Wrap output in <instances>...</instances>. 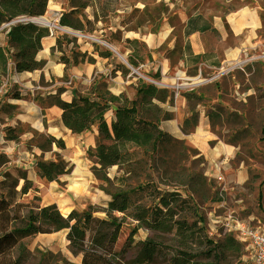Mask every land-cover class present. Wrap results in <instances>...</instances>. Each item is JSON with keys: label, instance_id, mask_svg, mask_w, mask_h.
<instances>
[{"label": "crops", "instance_id": "1", "mask_svg": "<svg viewBox=\"0 0 264 264\" xmlns=\"http://www.w3.org/2000/svg\"><path fill=\"white\" fill-rule=\"evenodd\" d=\"M255 1L257 2L244 4L226 14L224 21L216 19L212 24V28L219 34L224 33V24H226L230 33L236 37L234 44L224 47L221 57L212 54L215 50L205 43L203 33L199 31L188 36V48L182 47L177 61L172 64L168 56L160 55V52L155 51L163 43L169 51L174 48L170 26L164 27L163 36L159 35L158 38L151 33L142 36L139 31V33L134 32L133 35L124 34L115 42L99 43L90 36L81 37L69 32L63 33L59 29H51L50 26L42 24L48 26L50 32L41 39V48L36 53L35 59L44 60V66L34 71L16 72L11 64H8L7 72L1 76V81L5 79L7 82L3 83H8L7 86H15L20 94L35 89L40 97L54 93L59 86H63L65 90L61 98L65 101H70L76 95L95 97L100 89L112 95L125 93L131 99L135 95L138 80L143 78L137 71L148 72L149 77L169 85L168 89L174 92L171 100L157 102L164 112L171 115L169 119L159 122V129L196 148L206 160V174L211 178L217 172L223 173L226 192L234 195V190L245 189V184L250 180V172L244 162L249 159V156L238 152L239 142L225 141L213 131L210 121L212 114L205 104L208 101L214 107L224 108L229 105V111L241 114L239 107H246L242 103L246 101V97L255 94V85L263 91L261 94L264 95V58L261 57L264 53V0ZM67 10H69L68 5L62 6L60 0H48L46 11L42 16L47 22L59 25L61 13ZM86 17L93 19V16L89 14H86ZM6 26L4 24L0 27L1 29L5 27L0 45H3L5 41ZM78 32L84 35L90 33ZM62 34L68 38H75L74 43L63 44L62 48L66 56L71 59L73 52L86 55L82 62L67 69L59 59L61 52L55 46L57 36ZM134 40L140 46L142 45V53H137L134 48L127 46L126 42L134 44L132 42ZM196 55H201V58L194 64H190L188 59ZM256 55L263 60H256ZM129 56L136 61V66L128 63ZM88 58L92 60L89 61ZM229 65L231 69L218 72V67L225 68ZM202 66L212 71V75L216 72L217 74L211 75V80H202L198 74ZM189 67L196 68L193 74L187 72ZM64 74H67V79L61 81ZM42 81L46 83L42 84ZM179 83L187 86L176 89L175 86ZM2 101L10 104L5 107L14 106L20 112L11 119L5 115L4 119L9 123H2L1 127L6 125L15 128L18 123L27 124L31 127L35 126L34 128H41L37 130H43L48 136L63 141L62 148L52 143L48 155L43 159H55L56 153L66 160L72 169L69 173L61 174L57 180L52 181L41 179L36 174L35 154L38 155V153L35 148L30 150L25 146L23 140L26 133H16V136L22 140H7L6 151L0 147V154L7 158L5 164H14L15 167L25 171L26 179L36 187V194L42 198L43 205L59 203L69 207V211L76 209L73 201L76 191L95 198L91 202L92 205L105 207L110 196H106L99 187H96V179L91 171L93 162L87 156V149L95 146L97 127L93 125L82 133L73 134L62 123V110L56 105H50L48 102L40 104L37 100L27 105L23 98H13L8 95ZM26 106H29L28 109ZM113 108L114 106L111 105L105 113L108 124L113 115ZM96 112L95 109L92 113ZM184 121L192 125L189 130L183 129ZM37 124H40V127ZM230 124L228 126L246 128L250 123ZM22 182L23 180H20L18 186H21ZM57 182L63 183L64 191L71 195L59 198ZM263 188L264 185L261 188L262 193H259L262 194L261 201L262 197L264 198ZM101 200H104V203L101 204ZM236 200L241 198L234 199Z\"/></svg>", "mask_w": 264, "mask_h": 264}, {"label": "rangeland", "instance_id": "2", "mask_svg": "<svg viewBox=\"0 0 264 264\" xmlns=\"http://www.w3.org/2000/svg\"><path fill=\"white\" fill-rule=\"evenodd\" d=\"M62 6L68 5L67 0H60ZM256 3L255 0H94L90 2V6L86 7L85 12L92 16L93 12L97 13L98 20L92 23L93 31L86 33L99 43L115 42L119 40L124 34L133 35L134 32L148 35L154 34L157 38L161 34L164 27L170 26L171 38L174 40V47H185L188 43V36L185 35L187 27L185 22L188 18H198L199 25H209L210 28L203 31V39L205 43L215 50L214 55L221 57V53L225 46L234 44L236 37H234L226 24H224V33L219 34L217 31L211 29L212 24L216 19L224 21L226 14L233 12L238 7L247 3ZM106 7V11L101 8ZM42 25V24H41ZM45 26V25H44ZM7 27V26H6ZM48 27V26H47ZM3 27L0 28V42L2 41ZM60 30V29H59ZM78 31V30H74ZM127 46L138 48L142 53V45H134L126 42ZM159 49V50H158ZM160 52V55L169 56L171 63L177 61L179 55L177 52L171 53L165 43L161 44L155 51ZM256 60H263L258 55L255 56ZM125 59V57H124ZM126 60V59H125ZM190 64L196 61L188 59ZM264 61V60H263ZM127 62V61H126ZM202 70L198 74L202 80H211L212 71L202 66ZM218 72L231 69V66L218 67ZM223 68V69H222ZM205 69V70H204ZM196 68L189 67L187 72L193 74ZM141 80L150 82L148 72L137 71ZM212 75V76H211ZM155 80V79H154ZM157 81V80H156ZM7 82L5 79L1 83ZM46 83L42 81V84ZM8 84V83H7ZM160 86L158 83H152ZM15 87V86H14ZM162 87V86H161ZM166 88V87H163ZM263 91L259 90L255 85V94L246 97V101L242 104L246 105L245 108L239 107L241 114L229 111L228 106L218 107L208 102L205 104L208 111L212 114L210 116L211 126L213 131L223 138V140H232L239 142V153L249 156L245 160L250 172V180L245 184V189H236L235 194H227V189L224 194V207L215 208V203L218 202L217 194L220 189L221 183L218 182L213 176L210 178L206 174L207 163L201 156L198 150L190 145H187L175 138L170 141H163L159 144L157 151L141 153L132 162L121 165H113L108 168V176L114 177L123 176V183L135 186L139 183H153L160 189H175L182 196H189L195 205L198 212L203 215L205 232L203 228L197 224L194 226V232L191 237L183 240L181 236L171 231H160L156 229H149L141 226L131 239H128L129 233L137 222L129 217L124 219V223L119 231L116 242L111 248L110 254L104 255L101 251H97L102 255L103 264H168V259L172 252L179 249H186L192 253L206 254L211 247L207 241L209 238L212 240L220 241L226 233L222 230L213 232L210 235L211 220L215 214L222 213L225 209H231L238 217H251L255 222L264 224V198L259 193L261 192L262 185H264V138H262L261 127L264 123V95ZM5 96L0 99V125L7 124L9 121L4 119L5 115L11 119L16 113L20 112L15 109L16 107L7 108L5 101H2ZM24 102L29 105L33 100L38 99L37 90L27 91L19 94ZM231 103V100L228 98ZM2 101V102H1ZM27 109L29 106H26ZM210 107V108H209ZM214 107V109H213ZM215 114H219L215 116ZM214 115V116H213ZM33 122V121H32ZM233 123H250L246 128L233 127ZM231 126H228V125ZM3 129L6 131V140L8 135H16L18 132L26 133L24 144L28 149H36L38 155L36 158L48 155L50 145L46 140V134L41 128H34L27 124L18 123L15 128L6 126ZM8 128L13 129L10 132ZM38 129V130H37ZM231 137V138H228ZM22 140V138H16ZM6 145V144H5ZM57 156L58 154L55 153ZM54 155V158L56 157ZM60 156V155H59ZM241 156V155H240ZM246 157V156H245ZM25 175V171L17 168L14 164L0 165V199L8 202V208L0 212V235L17 227L23 216L28 209H38L43 206L42 198L36 194V187L32 184V189L27 193L20 192L21 186H18L21 178ZM95 177V176H94ZM201 177L206 180L202 181ZM222 177L224 179L223 173ZM96 179V178H95ZM96 187H98V180H95ZM48 184V182H46ZM58 183V197L70 196L71 193L64 191V184ZM23 184V182H22ZM103 184V183H102ZM117 184V183H116ZM224 184V181H223ZM35 188V190H34ZM115 189V186H110ZM106 196H110L108 190L99 188ZM264 193V188H263ZM259 194V195H258ZM141 195L137 194L136 199L139 203ZM260 197V205H259ZM236 200L234 199H239ZM95 198H91L85 194L74 192V206L78 210H85L92 207L91 202ZM100 203H104L101 200ZM56 204L57 208H63L59 203ZM100 206V205H98ZM255 212V213H254ZM117 216H122L120 213H115ZM97 217H105V213L94 212ZM181 221L190 223L193 218L186 217ZM208 236V237H207ZM152 238L154 241L161 244L158 254L151 262H142L138 260V253L140 249V242ZM20 244V245H19ZM7 247V246H3ZM1 249V248H0ZM3 254V255H2ZM227 254V258L223 261L224 264H251L252 253L250 246L242 243L240 253ZM229 254V256H228ZM20 258V264H82V252L73 253L66 239V230L55 232H40L31 236L21 237L16 245L5 248L0 253V264H11L14 259Z\"/></svg>", "mask_w": 264, "mask_h": 264}, {"label": "trees", "instance_id": "3", "mask_svg": "<svg viewBox=\"0 0 264 264\" xmlns=\"http://www.w3.org/2000/svg\"><path fill=\"white\" fill-rule=\"evenodd\" d=\"M47 1L0 0V27L20 18L29 19L44 15ZM67 1L69 10L61 13L58 20L59 26L80 32H92V23L98 20V16L96 12H93V19H88L85 9L94 0ZM106 9V7L101 8L102 11ZM198 18L200 19V16L188 18L185 22L186 36L210 28L207 24L199 25ZM211 29L216 31L212 27ZM49 32L47 26L29 20H20L7 25L5 41L3 45H0V84L1 76L6 74L8 64H11L16 72L34 71L44 66L45 61L36 60L35 55L41 48V39ZM71 42L74 43L75 38H68L65 34L56 38L55 46L61 52L59 59L65 64L66 69L82 62L86 56L79 52H73L71 59L66 56L62 46L64 43ZM132 42L134 45L138 44L136 40ZM185 48H188V44ZM134 49L140 53L137 47ZM176 49L179 53V47H174L170 52L175 53ZM199 58L201 55L189 59L197 62ZM88 60L92 59L88 58ZM128 63L136 66V61L131 56L128 57ZM66 79L67 74H64L60 80L66 81ZM64 90L63 86H59L54 93L44 97L38 96L37 101L40 104L48 102L50 105L58 106L62 110V123L73 134L82 133L93 125L97 127L95 146L87 149V156L93 162L91 171L99 182L98 187L109 191L110 200L105 207L93 205L85 210L72 209L66 216L62 215L54 203L43 205L38 209H28L17 227L0 235V253L5 248L16 245L21 237L40 232L66 230L70 250L73 253H83L82 264H103L104 259L97 251L103 252L104 255L110 254L126 217L137 222L131 229L128 239H131L141 226L160 231L174 230L183 240L193 235L194 226L197 224L205 232L203 215L198 212L197 206L188 195L184 197L175 189H160L153 183H139L131 186L123 183V176L114 175L112 178L108 176L109 167L128 164L137 158L139 151L148 155V152L157 151L159 144L163 141L172 140L173 137L170 134L158 127L161 120L169 119L171 115L164 112L157 102L171 100L174 95L173 90L158 87L141 79L138 80L135 95L131 99L125 93L112 95L100 89L95 97L76 95L70 101H65L61 98ZM6 94L13 98H21L14 86ZM111 105L114 106L113 115L108 124L105 113ZM95 109L97 112L93 114ZM182 127L184 130H189L192 125L184 121ZM8 130L14 132L11 128ZM261 134L264 138V125L261 127ZM16 138V135H8V139ZM46 142L49 145L54 143L58 148L64 146L61 139L52 136H48ZM6 161L7 158L0 154V165ZM34 168L41 179L52 181L57 180L61 174L69 173L72 166L57 155L55 159L50 160L36 158ZM21 178H23V184L20 192L25 194L32 189L33 183L27 180L25 175ZM201 180L206 179L201 177ZM110 186L116 188L113 190ZM137 194H144L140 197V200H143L142 203L137 201ZM7 208L8 202L0 199V212ZM98 211L105 213L106 218L95 216L94 212ZM115 213H120L122 216H117ZM182 216V219L190 217L193 221L190 223L181 221ZM207 243L211 247L206 254L192 253L182 248L171 253L168 264H224L223 261L225 257L227 258L225 253L238 254L242 249V244L229 234L223 235L220 241L209 238ZM3 246L7 247L3 248ZM160 246L161 244L152 238L141 241L138 260L153 261ZM11 264H20V258L14 259Z\"/></svg>", "mask_w": 264, "mask_h": 264}, {"label": "built area", "instance_id": "4", "mask_svg": "<svg viewBox=\"0 0 264 264\" xmlns=\"http://www.w3.org/2000/svg\"><path fill=\"white\" fill-rule=\"evenodd\" d=\"M51 29H60L61 32L77 34L81 37H87V35L81 34L78 31H73L66 27H56L55 25L50 26ZM264 58V53L261 55ZM152 83H158L160 86L168 88L169 85L161 83L154 79H149ZM183 83H179L175 86L176 89L179 87H185ZM12 89V86H7L5 83L0 84V99L2 96ZM6 135L5 130L0 125V147L6 151ZM213 177L221 183L220 189L218 190L217 200L215 208L224 207V194L226 187L223 184L222 173L217 172ZM222 230L223 233L229 234L234 237L238 242L245 243L250 246L252 259L251 264H264V224L255 222L251 217H238L231 209H225L220 214H215L211 220L210 231L208 233L213 235V232Z\"/></svg>", "mask_w": 264, "mask_h": 264}, {"label": "water", "instance_id": "5", "mask_svg": "<svg viewBox=\"0 0 264 264\" xmlns=\"http://www.w3.org/2000/svg\"><path fill=\"white\" fill-rule=\"evenodd\" d=\"M20 20H29V21H32V22L41 23V24H45V25H48V26L55 25L56 27H61V26H59L57 24H54V23L44 22L43 21V16L32 17V18H29V19L28 18H20V19H18L16 21H20ZM16 21H13V22H16ZM13 22L7 23L5 25H9V24H11Z\"/></svg>", "mask_w": 264, "mask_h": 264}, {"label": "bare ground", "instance_id": "6", "mask_svg": "<svg viewBox=\"0 0 264 264\" xmlns=\"http://www.w3.org/2000/svg\"><path fill=\"white\" fill-rule=\"evenodd\" d=\"M43 21L47 22V20L43 17ZM160 36H163V32H161ZM38 127H40V124H37ZM60 212L62 213V215L66 216L70 211H69V207H64L60 210Z\"/></svg>", "mask_w": 264, "mask_h": 264}]
</instances>
